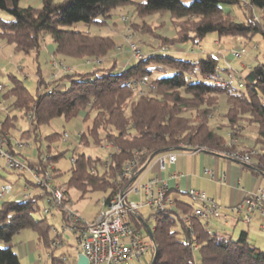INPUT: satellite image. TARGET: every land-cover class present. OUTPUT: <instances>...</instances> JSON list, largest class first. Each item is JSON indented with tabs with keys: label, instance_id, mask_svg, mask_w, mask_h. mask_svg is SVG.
Segmentation results:
<instances>
[{
	"label": "trees",
	"instance_id": "trees-1",
	"mask_svg": "<svg viewBox=\"0 0 264 264\" xmlns=\"http://www.w3.org/2000/svg\"><path fill=\"white\" fill-rule=\"evenodd\" d=\"M22 1L0 0L3 45L37 58L45 39L53 45L54 56L86 61L101 59L93 63L90 71L75 70L50 81L39 74L34 93L12 73L8 74L10 84L2 83L5 89L0 92V98L13 101L0 125V134L10 137L6 149L29 163L14 147L12 139L15 138L11 135L18 128V120L26 118L30 129L21 131L20 139L31 140L39 169H46L42 157L48 156L46 163L51 167L54 184L65 188V201H70L67 187L78 191L80 198L101 190L107 192L104 198L108 200L115 191L118 175L132 160H136L138 171L144 170L154 157L174 150L203 147L204 151L218 155L235 151V145L228 146V143L242 138L249 126L257 128L254 146L245 150L250 155L249 166L264 174V62L241 70L237 75L238 88L221 76L220 72H230V69H222L219 58L211 53L194 60L150 53L186 43L198 45L210 33L238 38L242 46L260 34L264 44V25L253 17L239 21L231 10L233 4L242 7L245 2L264 13V0H40L38 7L22 6ZM126 7H131L132 15L142 22L141 26L131 24L130 27L151 36L156 45L146 54L141 50L140 58L120 69L116 57H112L115 49L112 36L71 28L77 24L103 28L117 9ZM155 14L160 17L168 14L175 28L173 35H160L158 30L164 23L154 28L146 22ZM145 76L151 87L144 86L143 95H136L128 83ZM191 78L201 81L190 82ZM222 99L225 110L219 113ZM217 113L223 118L220 123L213 121ZM81 114L82 130L75 138L77 147L111 145L112 149L107 158H101L80 153L75 147L71 157L75 161L71 163L66 183H62L58 180L62 173L54 164L64 157L66 150L51 144L63 136L53 133L43 138L39 128L56 118L66 122L79 120ZM222 130L227 134L223 135ZM42 141L46 142L45 150L41 148ZM3 169L15 173L14 184L25 175ZM22 185L37 191L27 178ZM193 205L175 200L176 208L185 214ZM42 207L43 202L37 195L29 200L0 201V264H20L11 243L25 229L35 233V245L45 249L50 264H64L65 254H55L56 237H51V225L47 221L51 215L43 214ZM39 213L44 216L36 218ZM150 215L156 216L154 227L149 231L157 252L155 260L152 262L151 255L147 264H196L194 252H198L197 264H264V250L250 242L246 231L232 238L210 231L209 222L196 217L185 223L170 210ZM146 236L149 237L148 233Z\"/></svg>",
	"mask_w": 264,
	"mask_h": 264
},
{
	"label": "built area",
	"instance_id": "built-area-1",
	"mask_svg": "<svg viewBox=\"0 0 264 264\" xmlns=\"http://www.w3.org/2000/svg\"><path fill=\"white\" fill-rule=\"evenodd\" d=\"M247 6V7H246ZM242 8H248L246 11L253 15V9L247 3L243 2ZM125 20V19H124ZM128 48L136 59L141 57V49L134 43L128 42ZM257 46H253L256 49ZM248 48L237 45L232 52V56L237 59L247 54ZM101 62L96 59L94 63ZM52 66L56 69L68 72L67 67L58 60L52 61ZM149 85V78L142 77L140 80L131 81L128 86L136 93L143 95L142 88ZM4 86L0 83V92L4 91ZM13 101L0 99V125L6 118ZM28 118L31 115L28 114ZM81 132V131H80ZM80 132H74V136ZM63 139H69L70 135L66 132L62 134ZM9 135L0 134V169L6 168L14 171L24 172L29 175L31 183L37 191H33L27 185H15L12 191L10 184L0 186V201L3 200H29L37 195L43 202L42 213L51 215L54 211H60L63 215L61 230H52L56 237L54 246L58 249L63 245L62 236L67 233L73 234L76 239L74 247L75 254L84 255L88 264H129L132 260H141L146 255H153L156 245L148 236L141 233L140 227L146 223L139 218V210L143 207H149L151 213L172 211L178 215L183 222L187 223L189 218L196 217L201 221L209 223L227 224L228 220L234 216L235 219L245 224L251 223L256 218L260 229L264 232V187L259 188L254 193L247 194L238 203L228 208H222L217 202L205 195L204 192L190 189L187 194L193 201L194 207L189 213H183L175 206L176 198L173 196L168 184L162 179L150 178L146 181L142 179V172L136 171V160L128 162L123 171L118 175L115 182V191L108 200H102L101 209L92 221L82 219L73 209L70 201H65L62 185H55L53 175L50 172V166L47 165V155H43V166L45 170L37 167L38 162L27 163L21 157L16 156L6 149ZM16 149L29 146L21 144L16 139H12ZM233 142L228 143L231 146ZM203 147L195 148L196 151H204ZM221 156L238 161L243 164L250 163L249 153H242L238 150L222 152ZM167 159L173 164L176 158L174 153L168 154ZM75 161L71 158V163ZM163 165V159L161 160ZM141 171V172H140ZM138 172H140L138 174ZM210 179H215L213 170H205ZM224 173L220 180H224ZM130 196H138L140 201L134 202L129 199ZM156 221V216L150 215ZM147 225V224H146ZM148 229V228H147ZM149 230V229H148ZM151 230V229H150ZM196 249V248H195ZM76 256L72 262L63 257L64 264H76ZM190 264H193L190 262Z\"/></svg>",
	"mask_w": 264,
	"mask_h": 264
},
{
	"label": "rangeland",
	"instance_id": "rangeland-1",
	"mask_svg": "<svg viewBox=\"0 0 264 264\" xmlns=\"http://www.w3.org/2000/svg\"><path fill=\"white\" fill-rule=\"evenodd\" d=\"M56 1H60V0H56ZM25 2H26V0H23L21 2L22 6L25 5ZM246 9H248V8H246ZM246 9L240 7L238 4H233L231 6V10L238 20H240L242 18L243 19L245 18L244 20H246L248 17H252L251 12H250V15L247 16L248 12L246 11ZM131 12H133V10L123 11V13H119V15L117 16V21L124 25L123 37H116V36L111 35L107 31L106 28L105 29L104 28L98 29L96 27L87 28L83 24H77L76 26H72L71 29L81 30V31L90 30V32L92 34H98V35H102V36L110 35L114 39L115 48L116 47H119V48L120 47H123V48L126 47L127 51L133 56V58H135L134 55L132 54V52L128 48V42L129 41L134 43L138 48H140L142 50L143 54H146L147 52H149L150 47L156 45V41L151 36L143 35L139 31H137L136 29H133L130 27L131 24H135L137 26H141V24H142L141 19L134 17V15H132ZM1 15L3 16V14H1ZM253 15L257 18V20H259L264 25V13L263 12H261L260 10H257V9H253ZM146 22L152 23V27H154V28L158 27V25L164 23V27L161 30H158V32L162 36H164L163 33L166 31V28L171 26L168 14L165 17H160L157 14H155V15L147 18ZM172 28L175 31V28L173 26H172ZM173 34H174V32H173ZM235 39L238 41V45L242 46V42L238 38H233V37H228V36L218 37L215 33H210V34L206 35L202 40H200L198 45H192L190 43L183 44L181 47H183L184 49L187 50L186 54L177 53L174 49L154 50L153 52H150V53H152V55H157V56L168 55V56H171L174 58L190 60V57L192 55L197 56L198 52L201 50L200 48H202V51L206 52L205 54L211 53L214 57L220 56L219 57V66L222 69H224V68L228 67V65L226 66L225 58H224V56H222L220 54L219 50H223L224 53H226V54H229V51L233 52L234 48H236V46H237V44H235L233 41ZM45 42H46V40L44 39L43 44L44 45L48 44ZM47 42H49V41H47ZM217 42H219L220 44L218 43V46H215L214 43H217ZM253 46H257V48L252 50ZM1 47H3V48L9 47V48L7 50H5L4 52L0 53V67H4V77H2L0 79V82L3 83L4 85H9L10 79L8 77V74L12 73V74L18 76L23 81L24 85L29 89V91L31 93H34L36 91L37 81L39 79V74L43 78H46L47 73L50 71V66L52 68H54L52 66V61L54 59L60 60L64 64V66L67 67L68 72H72L75 70L82 71V72L90 71L93 69L94 61H96V59H89L87 61L82 59V60H73V63L72 62L70 63L71 59H64L61 56L52 55V57L49 61V64H50V66H49L48 56L46 54H44V52L42 51L40 53V55L37 56V58H34V57L32 58V56L30 55L29 60L25 61L23 67L18 69L17 66L15 65V62L17 60H21V58H23L24 55L21 53L14 52L13 48L9 45H4ZM245 47L248 48L247 54L241 56L240 58L231 60V64L229 66L231 67L232 70L238 69L239 65L241 63L264 62V57H263L264 44H263V39H262L260 34H257L256 36H254L252 41L249 44L245 45ZM252 52H254V54ZM252 55H254L255 61L249 60V58ZM68 60H70V61L68 62ZM99 60L101 61V59H99ZM54 69H56V68H54ZM39 70H40V72H39ZM56 70L58 71V74H64L65 73L63 70H59V69H56ZM68 72H66V73H68ZM220 74L223 78H225L227 80L230 79V81L233 83V85H236V87H238L237 86L238 79L235 75L229 76L228 73L225 71L220 72ZM53 79H55V77ZM197 81H201V80L196 79V78H191V80H190V82H197ZM43 88H41L42 91H43ZM2 99H4V98H2ZM5 100H11L12 101L11 98L5 99ZM224 110H225V103H224V99H222L221 104H220L219 113H222ZM221 119H223V118L221 116H219L217 113V117H215L213 121L220 123ZM16 124H17L18 128H17V130L11 131L12 137H14L16 140L21 142V144L29 145V146H24L23 148H19L17 150L19 152H23V151L24 152H30L33 149L31 140L30 139H24V138L20 139L21 131L30 129L29 128V122L26 118H21L18 120V122ZM76 125L81 126V122L78 120H72L70 122H66L63 118H56V119L52 120L49 124L42 125L39 128V134L43 138L45 136L53 134V133L63 134L64 132H66L70 135V138L67 140L63 139V138H61V139L59 138L57 141H54V143L51 144L53 147H56L59 150H66L64 157L61 158L59 161H57L54 164V167L56 169L60 170V172L62 173L58 177V180L62 183H66V181L68 179V175H69V169L71 167V157L73 156V150L75 148V144L72 143V139L76 138L74 136V132H75L74 127ZM76 132L78 133V132H80V130H77ZM221 133L223 135H226L227 131L222 130ZM253 138H254V135H252L251 133H247V142H246L247 146L253 145ZM45 147H46V142L42 141V145H41L42 150H45ZM111 149H112L111 145H106L102 148H78L76 150L79 151L80 153H85V154L90 155L92 157L99 156L101 158H107ZM0 176H3L5 178V179L0 178V186L10 184L12 186V191L16 188L15 185L20 186L22 184H25L26 178L28 181H31L29 175L25 173V175L23 177H21V179L18 182H16V184H14L15 173H10L8 171H5L4 169H0ZM143 181H146V179ZM67 191H68V196H69L70 202L72 203V209L82 219H84L86 221H92L95 218L100 207L102 206L103 198L105 196H107V192L97 190V191L89 192L83 198H80V193L78 191H76L74 188L67 187ZM129 199L131 201H134V202L140 201L138 196H130ZM141 212H142L143 217H144L143 220L147 224L146 228L152 229L154 227L155 222L150 216V214L152 212L151 209L149 207H146V208H143L141 210ZM42 216H44V215L39 213L35 217L41 218ZM47 221L51 225L50 235H51V237H54L52 230L53 229H56L58 231L61 230V226H62V222H63V215L60 211H54L51 214V216L47 217ZM237 221H238L237 222L238 224L236 226V229H235L236 232L234 233V236L237 235V233L241 229L242 230L247 229L245 223H243L240 220H237ZM255 223H256L255 221L252 222L251 226L249 227V230L256 229ZM212 226H213L212 223H207L208 228H211ZM146 228L143 225L140 227L141 233L144 236L146 235V233H147L146 231L148 230ZM256 236L262 237V240L264 241V233L263 234H262V232L260 233L258 231V228H257ZM234 238H236V237H234ZM62 240H63L62 241L63 245L61 247H59L58 249H56L55 254L56 255L57 254H65L68 261L72 262L74 260V257L76 256L75 251H74V247L76 245V239L73 236V234L67 233V234H64L62 236ZM32 242L34 243V247H35V249L31 252L33 260H30V258L26 255L21 256V253L19 255V247H24V245H29ZM35 243H36V235L31 230L25 229V230L21 231L19 234H17L16 236H14L12 243H11L12 244V250L15 254L18 255L19 260H20V264H34V261H36L38 264H50L45 249L35 245ZM262 250H264V248H262ZM150 257H151L150 255L144 256V258L148 262L150 260ZM144 258H141V260H137L139 262L137 264H140V263L142 264L144 262ZM194 260H195V263L197 264V262L199 261L198 252H194ZM143 264H146V263L144 262Z\"/></svg>",
	"mask_w": 264,
	"mask_h": 264
},
{
	"label": "crops",
	"instance_id": "crops-1",
	"mask_svg": "<svg viewBox=\"0 0 264 264\" xmlns=\"http://www.w3.org/2000/svg\"><path fill=\"white\" fill-rule=\"evenodd\" d=\"M25 5L31 7H38L40 6V0H26ZM129 10H132V8L126 7V8L117 9L114 15L112 16V18L108 21L107 26L103 28L104 29L106 28L107 31L113 36L123 37L124 25L117 21V16L119 15V13H123V11H129ZM247 16H249V13ZM244 19L242 18L239 21H245ZM173 32L174 29L172 28V26H169L166 28V31L163 34L164 36H171ZM233 41L235 44L238 45V41L236 39ZM45 43L48 44H45L43 46L42 51L44 52V54L48 56V64H49L54 47L50 42H47V40ZM218 43L219 42L214 43V45L218 46ZM1 46L4 45L0 41V53L4 52L9 48V47L3 48ZM173 49L180 54L187 53V50L181 46L175 47ZM200 49L201 50L198 52L197 56L192 55L190 57V60H194L200 56L205 55L206 52H203L202 48ZM219 51L220 54L225 58L226 66L228 65V67L226 68L230 69V72H227L229 76L235 75L237 77V75H239V72L241 70L248 68L250 67V65L257 63V62L241 63L238 69L232 70L231 67L229 66L231 64V60L234 59L232 56V52L229 51V54H226L224 53L223 50H219ZM252 53L254 54V52ZM112 57H116L120 69L128 67L133 63L134 60H136V58H133V56L127 51L126 47L124 48L116 47L115 50L112 52ZM216 57L219 58L220 56H216ZM29 58L30 57L24 56L23 58H21V60H17L15 62V65L17 66L18 69H20L21 67H23L25 61L29 60ZM249 60L255 61L254 55H252L249 58ZM69 61L70 60H68V62ZM71 62L73 63V59H71L70 63ZM60 75L62 74H58V71L50 66V71L47 73L46 78L48 79V81H50L54 77L56 79ZM2 77H4V67H0V79ZM82 118L83 115L81 114L80 117L78 118L79 119L78 121H81ZM77 130L81 131L82 126L76 125L74 127V131ZM247 133H251L252 135H254L252 146L246 145ZM243 134L244 136L242 138L233 139L230 140V142L231 141L233 142V144L235 145V149L245 152L246 149H250L254 146V142L257 135V128L255 126H249L244 131ZM72 143H74L75 147H77L78 143L76 139H72ZM171 153H174L176 155L173 164H170L166 157L168 154ZM21 154L24 158H26L30 162H34L36 159L34 149H32L30 152L23 151L21 152ZM162 159H163V165L161 164ZM249 165L250 164H243L238 161L227 159L218 154L209 153L207 151L174 150L166 154L154 157L150 161L148 166L143 170L142 179L143 180L145 179L148 180L150 178L162 179L168 184L176 200H180L182 202L192 204L193 201L190 198V196L187 194V192L190 189H192V190L204 192L207 197L214 199L217 202V204H219L222 208H228L231 205H234L239 201H241L243 197L246 196L247 194L254 193L259 188L264 187V174L255 170L253 167ZM205 170H213L215 172L216 178L210 179L208 175L205 173ZM223 173L225 176H224V180L222 181L219 178ZM143 208H141L138 212L139 218H141L142 220L144 219L143 214L141 212ZM253 221L256 222L255 223L256 229H252L253 230L252 231L249 230V227L251 226ZM237 222H238L237 219H235V217L232 216L228 220L227 224L212 223L213 226L209 229L212 232H216L220 234L223 233L229 235L232 238L237 237L241 231H246L248 233L249 240L251 241V243L259 247L260 249L264 248V241L262 240V237L256 236L257 228L260 233L261 232L262 234L264 233L260 229L258 225L259 222L256 218H254L251 221V223L246 224L247 227L246 230L241 229L237 233V235L234 236V233L236 232L235 229L238 224ZM143 226H145V228L147 227L146 224ZM34 249L35 247L33 242L29 245H24V247H19V255L21 253V256L26 255L30 258V260H33L31 252ZM144 262L146 264L148 263V261L145 258H144ZM137 263H139L137 260H132L130 261L129 264H137ZM34 264H38V263L34 261Z\"/></svg>",
	"mask_w": 264,
	"mask_h": 264
},
{
	"label": "water",
	"instance_id": "water-1",
	"mask_svg": "<svg viewBox=\"0 0 264 264\" xmlns=\"http://www.w3.org/2000/svg\"><path fill=\"white\" fill-rule=\"evenodd\" d=\"M162 152H167L166 150H163ZM162 152H160V153H162ZM143 169H141V171H142ZM140 171V172H141ZM140 172H138V174L140 173ZM148 235H149V238L152 240V242L155 244V242L153 241V238H152V236H151V234H150V231L148 230ZM156 252H157V247H156V249H155V252H154V255H153V259H152V262L155 260V257H156ZM76 264H88V260H87V258L84 256V255H82V254H77V256H76Z\"/></svg>",
	"mask_w": 264,
	"mask_h": 264
}]
</instances>
